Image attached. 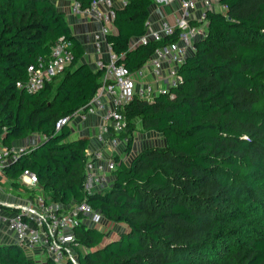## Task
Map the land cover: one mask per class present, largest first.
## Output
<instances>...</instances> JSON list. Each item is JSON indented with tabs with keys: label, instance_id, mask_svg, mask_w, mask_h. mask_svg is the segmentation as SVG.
Returning <instances> with one entry per match:
<instances>
[{
	"label": "trees",
	"instance_id": "trees-1",
	"mask_svg": "<svg viewBox=\"0 0 264 264\" xmlns=\"http://www.w3.org/2000/svg\"><path fill=\"white\" fill-rule=\"evenodd\" d=\"M77 1L86 8L93 0ZM152 4L127 0L107 36L131 71L177 40L175 33L130 48L145 33ZM219 4L225 10L207 12V33L180 66L179 84L151 101L135 97L123 110L126 130L113 132L128 136L127 153L137 132L159 135L164 144L143 147L128 162L116 157L110 187L88 195L89 137H71L68 125L55 131V123L90 101L102 72L84 60L82 43L53 0H0V133L6 143L41 135L5 175L15 189L28 169L52 202L85 201L125 226L109 240L99 228L77 226V264H264V0ZM59 38L70 43L72 62L37 92L19 89L28 66L50 59ZM0 264L35 262L0 240Z\"/></svg>",
	"mask_w": 264,
	"mask_h": 264
},
{
	"label": "built area",
	"instance_id": "built-area-1",
	"mask_svg": "<svg viewBox=\"0 0 264 264\" xmlns=\"http://www.w3.org/2000/svg\"><path fill=\"white\" fill-rule=\"evenodd\" d=\"M197 1L179 0L178 11L170 21L161 19L156 26L150 18L145 21V33L132 38L130 48L161 41L175 33L177 40L156 48L141 67L131 71L119 62L123 55L115 53L107 41V36L115 30V11L127 0H93L86 8H82L77 0H69L72 13L92 16L99 22V28L92 33L91 44L96 55L92 66L102 72L100 86L87 104L71 117H60L55 123V131H58L64 125L76 126L75 122L86 127L89 117L98 118L96 130L93 128L87 134L90 144L83 171L86 194L105 191L114 179L119 164L116 161L118 148L128 139L125 136L120 140L113 133L126 130L125 105L135 97L151 101L161 94H170L181 81L180 66L194 53L195 43L207 33V12L225 10L219 0H200L201 8H197ZM70 46L69 42L59 38L52 47L50 59L39 57L36 65L28 66L27 79L17 82V87L35 93L57 78L74 58ZM3 135L4 132L0 133V240L12 241L34 261L41 254L43 258L39 264H46L48 259L55 263L69 260L77 264L75 247L79 245L74 229L79 225L100 229L103 215L85 201L70 205L52 202L42 191L37 176L28 169H24L16 180L17 195L9 192L13 189L12 181L4 169L27 154L29 146L6 143Z\"/></svg>",
	"mask_w": 264,
	"mask_h": 264
},
{
	"label": "crops",
	"instance_id": "crops-1",
	"mask_svg": "<svg viewBox=\"0 0 264 264\" xmlns=\"http://www.w3.org/2000/svg\"><path fill=\"white\" fill-rule=\"evenodd\" d=\"M53 1H54L56 8L65 13L66 20L68 21L69 26H70L73 34L79 39V41L82 43V46L85 50L84 60L92 66V64L96 58V55L94 54V51L92 49L91 37H92V33L99 28V22L97 20H95L92 16H88V15H85L82 13H79V14L72 13L70 10L69 0H53ZM178 1L174 0L171 2L170 5L165 6L164 9L168 13V16H166L164 14V11L161 10V11H163V14L165 15L163 17H157L158 14L155 11H153L155 9H154L153 4H152L151 14H150L149 18L153 21V26H156L158 21L161 19L162 20L167 19L169 21L172 20V19H170L171 18L170 16L173 17V14L178 10ZM81 61H83V60H81ZM97 124H98V118L91 116V117H89V122H88L87 126L86 127L82 126L80 128V130L82 132L80 133V130L78 132L81 135H87L89 132L90 133L92 132L93 128L96 127ZM94 129L96 130V128H94ZM88 130H90V131H88ZM35 134L39 135L40 139H41V135L38 133H33L31 135L36 136ZM71 137H72V134H71ZM15 143L27 146L31 142L29 140V137H26L22 140L15 141ZM36 143H34V144H36ZM34 144H32V145H34ZM32 145H30V146H32ZM14 191L15 192H13V191H9V192H12L13 194L17 195L15 189H14ZM42 258H43V256L41 254L37 255L35 257L36 261H34V262L36 264H39L40 260Z\"/></svg>",
	"mask_w": 264,
	"mask_h": 264
},
{
	"label": "rangeland",
	"instance_id": "rangeland-1",
	"mask_svg": "<svg viewBox=\"0 0 264 264\" xmlns=\"http://www.w3.org/2000/svg\"><path fill=\"white\" fill-rule=\"evenodd\" d=\"M172 1H174V0H153V7L155 9L153 11H155L158 14L157 17H163L165 15L168 16V13L165 11L164 8H165V6L170 5ZM175 1H178V0H175ZM201 5H202V1L198 0L197 1V8H201ZM178 8H179V1H178ZM161 10L164 11L165 15L163 14V11H161ZM170 17H171L170 19L173 18L172 16H170ZM75 123H76V126H72L71 125L72 126L71 127L72 137H76L77 135L78 136L81 135L80 133L82 131L80 130V128L82 126H84L83 123H81V124H79V122H75ZM79 130H80V133L78 132ZM35 135L36 136H32L30 134L28 136L31 143L29 145H27V146H30V145L36 143L37 141H39L40 136L37 135V134H35ZM132 138L133 139H132V148H131L132 151H131V153H127L125 151V147H126L125 143H121L119 148H118L119 154L117 155V157L119 159H121L122 161H124V162H128L129 159L131 158L132 154L136 153L137 151H139L143 147L160 146V145L164 144L163 139L159 135H156L154 133H149V132H137V133L132 135ZM12 191L15 192L14 190H12ZM99 226H100L101 230L105 231L106 239H108V240L110 238H116L118 236V233L120 231H122L123 229H125L124 225L112 223V222L106 221L105 219H103V221L99 224ZM243 249L246 250L245 247H242V250ZM81 250L84 251L83 248Z\"/></svg>",
	"mask_w": 264,
	"mask_h": 264
}]
</instances>
